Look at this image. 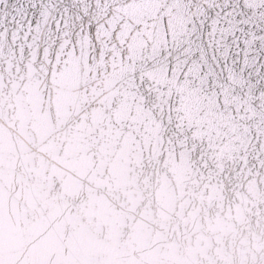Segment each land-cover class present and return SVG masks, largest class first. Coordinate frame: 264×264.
<instances>
[{
  "label": "snow or ice",
  "instance_id": "snow-or-ice-1",
  "mask_svg": "<svg viewBox=\"0 0 264 264\" xmlns=\"http://www.w3.org/2000/svg\"><path fill=\"white\" fill-rule=\"evenodd\" d=\"M0 264H264V0H0Z\"/></svg>",
  "mask_w": 264,
  "mask_h": 264
}]
</instances>
